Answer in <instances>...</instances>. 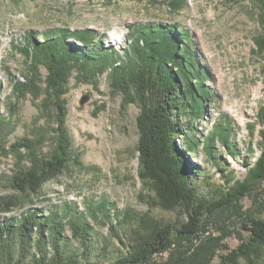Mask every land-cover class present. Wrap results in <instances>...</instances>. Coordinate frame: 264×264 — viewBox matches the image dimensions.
Returning a JSON list of instances; mask_svg holds the SVG:
<instances>
[{
    "label": "rangeland",
    "instance_id": "1",
    "mask_svg": "<svg viewBox=\"0 0 264 264\" xmlns=\"http://www.w3.org/2000/svg\"><path fill=\"white\" fill-rule=\"evenodd\" d=\"M172 5H176L173 0H0V196L15 197L17 203L11 213H0V223L28 209L62 211L71 205L87 212L101 242L116 258L122 249L115 234L104 221L92 218L98 205L108 201L116 212L150 213L176 227L186 222L180 210L151 209L146 204L152 194L140 179V109L134 104L124 108V95L113 87L110 70L98 77L75 70L66 86L62 100L68 109L72 156L64 173L36 195L21 194L14 187V177L33 168L34 155L49 158L56 146L58 98L46 91L38 100L30 94L18 98L12 90L14 79L30 73L43 90L46 87L44 62H31L20 52L26 35L33 31L44 39L61 30H93L105 47L125 55L130 26L176 24L190 31L209 70L205 85L211 99L205 117L193 118L195 132L205 137L219 126L232 142L229 148L219 142L211 151L225 162L228 175L220 172L203 146L192 157L206 177L199 180V194L212 204L223 203L217 214L204 220L206 233L200 239L173 246L171 252L179 248L193 253L213 242L219 249L212 264H232L231 255L250 237L251 221H264V183L246 184L237 199L230 198L232 189L246 183L248 163L260 156L263 140L264 7L258 0H184L178 11ZM219 130L215 131L218 139ZM23 140H29L33 149L17 147ZM168 260L169 254H164L155 261ZM255 264H264V258Z\"/></svg>",
    "mask_w": 264,
    "mask_h": 264
},
{
    "label": "trees",
    "instance_id": "2",
    "mask_svg": "<svg viewBox=\"0 0 264 264\" xmlns=\"http://www.w3.org/2000/svg\"><path fill=\"white\" fill-rule=\"evenodd\" d=\"M173 1L174 10L182 9L184 0ZM258 1L264 7V0ZM129 35L125 55L105 47L104 40L93 30H61L56 35H44V39L36 37L33 31L26 35L20 52L31 62H44L48 71L46 87L43 90L30 73L14 79L12 90L18 98L30 94L38 100L43 91L58 98L56 146L49 158L34 155L33 168L18 173L14 187L21 194L36 195L47 182L64 173L72 156L66 124L68 109L62 100L66 86L75 70L80 74L90 72L94 77L110 70L113 87L124 95V108L134 104L140 109V179L152 194L150 201L145 202L151 209L180 210L186 222L176 227L154 219L150 213L116 212L108 201L98 205L91 215L98 223L104 221L115 234L122 249L115 258L101 242L86 211L80 212L71 205L64 206L62 211L28 209L0 223V264H161L155 260L164 254H169V260L163 264L213 263L219 249L213 242L195 248L193 253L179 250L184 242L192 244L206 233L204 220L217 214L223 203L212 204L199 194L204 171L194 165L192 157L203 146L220 172L230 173L225 162L211 153L217 143L229 148L232 142L221 127H217L220 139L217 128L205 137L195 132L194 119L205 117L206 103L211 99L205 85L210 79L209 70L190 31L176 24L130 26ZM260 120V156L248 163L247 181L232 189L235 192L230 194L231 199H237L246 184L264 183V109ZM30 144L23 140L17 147L32 150ZM16 207L15 197L0 196V213L9 214ZM251 225L247 228L248 241L231 255L232 264H255L264 258V221H251ZM173 246L179 248L172 253Z\"/></svg>",
    "mask_w": 264,
    "mask_h": 264
},
{
    "label": "bare ground",
    "instance_id": "3",
    "mask_svg": "<svg viewBox=\"0 0 264 264\" xmlns=\"http://www.w3.org/2000/svg\"><path fill=\"white\" fill-rule=\"evenodd\" d=\"M115 35H116V34L114 33V35H113V39H114L115 43H117L119 40L115 38ZM224 81L227 82L226 80H224Z\"/></svg>",
    "mask_w": 264,
    "mask_h": 264
},
{
    "label": "water",
    "instance_id": "4",
    "mask_svg": "<svg viewBox=\"0 0 264 264\" xmlns=\"http://www.w3.org/2000/svg\"><path fill=\"white\" fill-rule=\"evenodd\" d=\"M84 103V102H83Z\"/></svg>",
    "mask_w": 264,
    "mask_h": 264
}]
</instances>
